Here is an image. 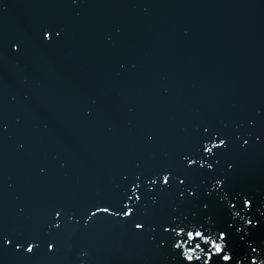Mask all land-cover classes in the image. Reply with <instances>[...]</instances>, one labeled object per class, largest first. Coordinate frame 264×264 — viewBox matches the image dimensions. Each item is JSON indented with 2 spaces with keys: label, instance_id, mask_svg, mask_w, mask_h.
I'll list each match as a JSON object with an SVG mask.
<instances>
[{
  "label": "water",
  "instance_id": "95a60500",
  "mask_svg": "<svg viewBox=\"0 0 264 264\" xmlns=\"http://www.w3.org/2000/svg\"><path fill=\"white\" fill-rule=\"evenodd\" d=\"M48 27L61 31L52 44L41 41ZM202 124L239 135L220 169L235 163L232 185L264 204V0H0L6 230L41 232L51 206L116 193L137 162L174 164ZM174 200L162 197L158 213ZM138 233L116 219L70 224L54 255L27 264H178L159 230ZM0 262L25 264L11 251Z\"/></svg>",
  "mask_w": 264,
  "mask_h": 264
},
{
  "label": "snow or ice",
  "instance_id": "6c2138e0",
  "mask_svg": "<svg viewBox=\"0 0 264 264\" xmlns=\"http://www.w3.org/2000/svg\"><path fill=\"white\" fill-rule=\"evenodd\" d=\"M41 34L42 42L52 44L61 31L48 27L41 29ZM20 47L19 41L10 44L12 52H19ZM146 138L151 142L154 135L146 134ZM234 139L239 140V135L230 136L212 124H202L195 141L178 153L174 164L144 168L137 162L135 171L122 176L116 193L78 208L51 206L41 232H10L0 226V253L11 251L25 264L39 255H54L68 225L87 228L99 218L116 219L149 238L159 230L158 247L168 246L178 264H264V240L257 243L255 239V232L264 229V204L257 207L254 192L232 185L235 163L228 162L220 169L223 153ZM260 139L258 135L256 140ZM248 143L243 140L239 147ZM193 174L203 177L200 184L192 183ZM172 194L175 200L169 211L160 215L161 198Z\"/></svg>",
  "mask_w": 264,
  "mask_h": 264
}]
</instances>
